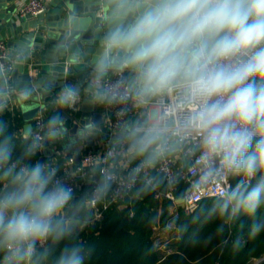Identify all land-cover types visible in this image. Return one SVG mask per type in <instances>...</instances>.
I'll list each match as a JSON object with an SVG mask.
<instances>
[{
  "label": "clouds",
  "instance_id": "clouds-1",
  "mask_svg": "<svg viewBox=\"0 0 264 264\" xmlns=\"http://www.w3.org/2000/svg\"><path fill=\"white\" fill-rule=\"evenodd\" d=\"M96 7L87 78L52 95L46 121L16 130L4 118L12 96L26 116L36 89L10 79L26 47L0 63V264H92L95 246L83 233L98 212L115 197L159 193H172L193 224L218 221L207 239L238 252L237 223L248 221L249 240L264 234V0ZM91 22L71 14L55 53L68 54L73 30ZM80 59L71 52L72 62ZM83 100L93 111L70 127L61 113L77 112ZM96 138L103 150L86 156ZM177 219L164 230L187 232Z\"/></svg>",
  "mask_w": 264,
  "mask_h": 264
},
{
  "label": "trees",
  "instance_id": "trees-1",
  "mask_svg": "<svg viewBox=\"0 0 264 264\" xmlns=\"http://www.w3.org/2000/svg\"><path fill=\"white\" fill-rule=\"evenodd\" d=\"M53 114L47 111L48 117ZM4 118L16 130L24 125L20 107L13 111L6 107ZM204 202H210V198ZM171 205L169 199L161 201L154 195L140 201L127 197L120 204L109 205L102 219L83 233L85 241L95 246L92 264H252L253 259L264 257V234L249 240L247 220L244 228L237 223L232 229L233 238L242 235L244 240V246L233 252L230 247L222 249L219 246V237L207 239L214 234L218 221L193 224L184 208L178 207L177 213H172ZM155 216L159 219L150 222ZM177 217V224H189L188 231L183 234L173 231L169 238L171 251H162L155 241V226L164 229L167 222ZM259 264H264V260Z\"/></svg>",
  "mask_w": 264,
  "mask_h": 264
},
{
  "label": "water",
  "instance_id": "water-1",
  "mask_svg": "<svg viewBox=\"0 0 264 264\" xmlns=\"http://www.w3.org/2000/svg\"><path fill=\"white\" fill-rule=\"evenodd\" d=\"M97 0H51L42 12L34 16H23L17 18L15 15L17 0H0V39L3 38V30H8L7 47L14 57V50L18 47H26L30 55L18 64L10 79H15L22 84L34 86L36 91L33 98L25 101L24 104L34 105L24 118V124L33 120L40 107L46 105V99L55 94L56 90L66 83L68 66L75 65L87 67L88 62L92 60L96 50V43L91 40L92 31L95 30L96 22L99 19L96 16L98 8ZM76 13L82 18H92V22L80 32L73 30V36L69 40H74L69 53H55V46L63 43L65 33L68 30L66 23L71 14ZM79 50L81 59L79 62H72L70 54L72 51ZM3 61V59H1ZM26 69V70H25ZM37 70L36 76L32 73ZM69 74H71L69 72ZM50 85L51 90L45 94L43 85ZM85 103L82 102L80 111L76 115H71L68 110L62 112V116L69 123L70 127H75L81 123V113L84 116L89 115L93 109L84 111ZM20 105V104H19ZM99 120V116L96 117ZM90 145H94L90 143ZM58 146V145H57ZM54 147L47 149V155H51ZM264 260L262 257L257 263ZM256 263V264H257Z\"/></svg>",
  "mask_w": 264,
  "mask_h": 264
},
{
  "label": "built area",
  "instance_id": "built-area-1",
  "mask_svg": "<svg viewBox=\"0 0 264 264\" xmlns=\"http://www.w3.org/2000/svg\"><path fill=\"white\" fill-rule=\"evenodd\" d=\"M51 0H17V8L15 15L17 18L23 17V16H34L38 13L42 12L46 9L48 2ZM3 59V61H1ZM13 60V56L11 55V52L8 50L7 42L5 40L0 39V63H5L6 65ZM33 73V72H32ZM11 75V74H10ZM83 102V101H82ZM81 104L77 105L78 111L73 113L72 111L68 110L71 115H76L80 111ZM46 106V105H45ZM44 107H40L39 111L34 117L33 120V126L37 124L38 121L44 122L47 120V110H45ZM20 107L19 103H17L14 96L8 98L7 101V108H9L11 111L15 110V108ZM106 127H110V125H106ZM57 147V146H55ZM104 145L102 148H87L84 152L86 156H94L95 154L101 152L103 150ZM159 199H169L172 202V205L177 207L173 202V195L172 193H159L156 195ZM127 196L123 197H115L111 200V202L107 203L105 207H103L99 212L95 219V221L101 220L103 217V211L104 209L108 208L109 205L113 203L120 204L122 203ZM185 209V208H184ZM187 210V209H186ZM188 211V210H187ZM133 214V213H132ZM94 221V222H95ZM155 229H158L157 226H155ZM261 258L257 259L254 264H256ZM258 264V263H257Z\"/></svg>",
  "mask_w": 264,
  "mask_h": 264
},
{
  "label": "crops",
  "instance_id": "crops-1",
  "mask_svg": "<svg viewBox=\"0 0 264 264\" xmlns=\"http://www.w3.org/2000/svg\"><path fill=\"white\" fill-rule=\"evenodd\" d=\"M3 38H2V40H5V41H7V39H8V30H3ZM26 70V69H25ZM69 72L71 73V74H69ZM33 74L36 76L37 74H39L38 73V71L37 70H33ZM66 75H67V78H66V83H73V84H75L77 81H80V82H84L85 80H86V78H87V75H88V68L87 67H77V66H75V65H70V66H68V70H67V73H66ZM38 76V75H37ZM60 89V88H59ZM59 89H57L56 91H58ZM15 97V99H16V101H17V97L16 96H14ZM51 97L52 96H49V97H47V99H46V105L48 104V102H49V100L51 99ZM83 102H84V100H83ZM91 109V106L87 103H85V109H84V111H89ZM62 114V113H61ZM22 130V129H21ZM104 145V141H103V139L102 138H96V143H94V145H88V147L87 148H89V147H91V148H102V146ZM57 148H58V146H57ZM86 148V149H87ZM85 149V150H86ZM84 150V151H85ZM45 155H47V153H45ZM156 197V196H155ZM161 201L163 200V199H160ZM177 208H178V206L177 207H175L174 205H171V212L172 213H177ZM172 234H174V232L172 233ZM172 236V235H171ZM170 236V237H171ZM169 240L170 239H167V240H165L163 243H157V245H159V247H160V249L162 250V251H166V252H169V251H171V247H170V242H169Z\"/></svg>",
  "mask_w": 264,
  "mask_h": 264
},
{
  "label": "rangeland",
  "instance_id": "rangeland-1",
  "mask_svg": "<svg viewBox=\"0 0 264 264\" xmlns=\"http://www.w3.org/2000/svg\"><path fill=\"white\" fill-rule=\"evenodd\" d=\"M187 213H189V211H187L186 209H184ZM173 231L175 230H171V231H165L164 229L158 227V229H156V234H155V241L157 243H163L165 240L169 239L170 236L172 235ZM257 260V258L252 260V264L255 263V261Z\"/></svg>",
  "mask_w": 264,
  "mask_h": 264
}]
</instances>
